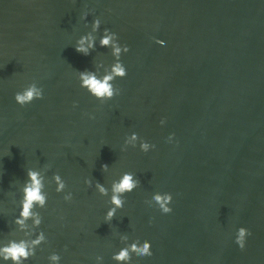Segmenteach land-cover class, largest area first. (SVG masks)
Returning <instances> with one entry per match:
<instances>
[{
  "label": "water",
  "instance_id": "1",
  "mask_svg": "<svg viewBox=\"0 0 264 264\" xmlns=\"http://www.w3.org/2000/svg\"><path fill=\"white\" fill-rule=\"evenodd\" d=\"M96 17L85 56L74 45ZM105 28L129 51L113 82L120 95L101 104L77 71L113 63L99 45ZM33 81L43 99L21 107L14 94ZM132 133L155 149L122 151ZM28 169L45 178L47 243L25 264H52L53 252L59 264H117L121 235L151 242L153 255L133 253L131 264H264V0H0V245L14 234ZM124 172L141 186L106 223L111 193L95 182L110 189ZM157 192L172 194L170 214L147 202Z\"/></svg>",
  "mask_w": 264,
  "mask_h": 264
},
{
  "label": "clouds",
  "instance_id": "2",
  "mask_svg": "<svg viewBox=\"0 0 264 264\" xmlns=\"http://www.w3.org/2000/svg\"><path fill=\"white\" fill-rule=\"evenodd\" d=\"M89 13L85 11L81 15L82 20H87ZM101 19L96 17L91 22V31L85 35L80 36L76 41L74 47L75 50L85 56L89 55L90 52L94 51L97 44V37L94 35L100 30ZM157 43L163 45L164 41L157 40ZM100 47L108 48L111 50V55L114 61L111 65L105 66L103 63L95 65V70H85L77 71L79 86L82 89L87 90V92L94 97L96 100L100 101L101 104L108 100L113 99L115 96L120 95L121 89L114 86V81L117 78L123 79L127 75L126 67L121 61V55L129 51V47L119 42V37L116 33L112 32L108 28L103 30V34L99 38ZM103 68V75H98L100 69ZM14 99L17 104L24 107L27 104L32 103L34 100L43 99V89L37 86L35 81L27 84L21 91L14 94ZM75 102L73 107H75ZM90 119L95 117L85 113ZM161 124L165 123V119L160 121ZM174 133L170 134L168 141L172 142L174 138ZM139 142V148L142 152L147 153L150 149H155V144H150L143 138L139 137L138 134L132 133L130 136L125 138L126 150L130 145L135 148ZM108 165H101V170L106 172L108 170ZM27 178L24 181L23 187L21 189L22 197L19 201L20 210L18 215L14 218L13 223L16 228L14 234L5 240V242L0 245V260L4 261L5 264H25L26 261L32 259L36 256V249L41 245L47 243V237L43 230H39L42 224L43 217L39 209H44L47 206L48 193L45 190L46 183L44 182V177L40 175L39 170L28 169L26 171ZM51 182L56 185L55 191L57 193L65 192L67 187L66 182L62 177L56 173L52 176ZM84 183L89 187H93V181L90 178H86ZM141 183L138 178L134 176V173L124 172L119 175V177L111 182L110 189L105 187L104 184L99 181L95 182V189L101 196H109L111 193L108 203L110 207L108 208L106 215L104 217L105 222H111L118 210L124 208L126 203L125 196L128 193L133 192L136 188L140 187ZM63 199L67 202L73 200L71 192H67ZM173 201V196L171 193H154L149 204H154L158 206L159 210L163 214H170L173 209L170 207ZM31 221V223H29ZM151 222V221H150ZM11 232V233H13ZM251 235V232L246 227H239L236 231L235 243L241 250L245 249L246 238ZM34 237V238H33ZM129 237L127 235H121L120 241L125 246L120 248L118 252L113 253L111 259L116 261L117 264H131L133 253L137 257H151L153 255L151 242L145 240L141 243L139 239L128 243ZM98 264L103 260L102 256L95 257ZM49 262L52 264H59L61 256L53 252L48 256Z\"/></svg>",
  "mask_w": 264,
  "mask_h": 264
}]
</instances>
